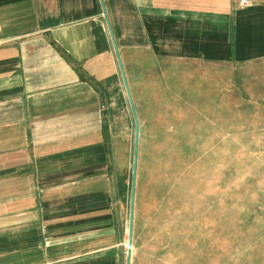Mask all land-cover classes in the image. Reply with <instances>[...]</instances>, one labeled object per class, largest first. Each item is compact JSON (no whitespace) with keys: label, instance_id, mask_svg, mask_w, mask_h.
I'll return each instance as SVG.
<instances>
[{"label":"crops","instance_id":"0c3cea01","mask_svg":"<svg viewBox=\"0 0 264 264\" xmlns=\"http://www.w3.org/2000/svg\"><path fill=\"white\" fill-rule=\"evenodd\" d=\"M239 1L0 0V264H129L134 196L131 264L264 225V0Z\"/></svg>","mask_w":264,"mask_h":264},{"label":"rangeland","instance_id":"374dc122","mask_svg":"<svg viewBox=\"0 0 264 264\" xmlns=\"http://www.w3.org/2000/svg\"><path fill=\"white\" fill-rule=\"evenodd\" d=\"M239 221L234 220L229 227L226 226L224 229L222 226H207L203 230L204 234L205 232L230 233L232 238L229 243H225L227 248L224 250L221 248L222 242L199 243L201 261H206L207 264H264V225H242L238 223ZM203 232L200 227V234ZM178 244L179 242H176V245ZM129 248L133 249V246ZM173 256L176 259L177 252Z\"/></svg>","mask_w":264,"mask_h":264},{"label":"water","instance_id":"95a60500","mask_svg":"<svg viewBox=\"0 0 264 264\" xmlns=\"http://www.w3.org/2000/svg\"><path fill=\"white\" fill-rule=\"evenodd\" d=\"M127 86V83H126ZM128 93L130 95L128 86H127ZM137 137L139 133V124L137 121ZM137 152H138V142L136 141V146H135V165H134V189H135V177H136V164H137ZM134 204H135V196L132 199V211H131V219H130V230H129V241L128 244L129 246H133V220H134ZM131 258H132V251L130 250L128 252V263L131 264Z\"/></svg>","mask_w":264,"mask_h":264},{"label":"built area","instance_id":"2783aa9c","mask_svg":"<svg viewBox=\"0 0 264 264\" xmlns=\"http://www.w3.org/2000/svg\"><path fill=\"white\" fill-rule=\"evenodd\" d=\"M239 5L242 7H247L251 5V2L250 0H240ZM130 250L132 251V249H130L129 246H127V251L129 252Z\"/></svg>","mask_w":264,"mask_h":264},{"label":"bare ground","instance_id":"6f19581e","mask_svg":"<svg viewBox=\"0 0 264 264\" xmlns=\"http://www.w3.org/2000/svg\"><path fill=\"white\" fill-rule=\"evenodd\" d=\"M131 247V246H130Z\"/></svg>","mask_w":264,"mask_h":264}]
</instances>
